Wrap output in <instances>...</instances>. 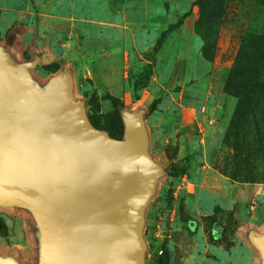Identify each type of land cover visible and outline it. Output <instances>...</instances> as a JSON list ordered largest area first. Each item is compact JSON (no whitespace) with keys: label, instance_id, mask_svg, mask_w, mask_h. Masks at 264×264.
<instances>
[{"label":"rangeland","instance_id":"374dc122","mask_svg":"<svg viewBox=\"0 0 264 264\" xmlns=\"http://www.w3.org/2000/svg\"><path fill=\"white\" fill-rule=\"evenodd\" d=\"M192 2L188 11L169 26L170 31L183 23L189 26L193 33L192 58L202 55L206 42L203 34L209 33L208 38L215 42L208 76L196 86L202 88L208 80L206 86L217 96L221 93L219 104L227 103L231 95L226 90V80L236 59L241 63L240 81L253 83L249 98L259 103L255 115L258 125L250 121L245 128L238 126L236 140V134L228 130L229 120L225 121L226 131L218 135L216 159V168L231 176L235 173L233 182L246 185L249 192L238 209L219 208L207 214L196 209L195 197L185 187L193 188L189 182L196 180L198 169L195 171L185 160L161 161L166 173L158 179L144 214V264H158L160 256L163 264H264V256L254 241L255 236L264 235V221L259 230L255 227L258 218L264 216V0ZM143 21L142 12L123 8L122 0H0V47L13 65L17 64L13 61L32 63L30 73L40 92L53 77L66 73L72 80L74 98L84 104L95 128L122 138V112L145 108L137 107L144 89L151 91L159 99L158 106L165 108L172 96L198 80H187L182 66L173 63L175 44L171 48L163 46L169 31L149 33ZM109 23L116 28L126 26L121 29L124 33L118 30L119 51L127 52V77L118 92L99 85L94 74L100 71V62L92 64L111 49L107 45ZM10 33L14 39L7 43ZM247 61H251L250 67L242 68ZM259 64L262 66L258 70ZM148 101L149 98L144 102L146 108ZM234 102L235 106V97ZM224 114L218 115L217 124H224ZM200 128L204 131L206 126ZM198 134L195 129L188 138L195 141ZM175 136L181 137L179 133ZM184 136L181 140H187ZM162 220L168 224L162 232L168 233L160 237ZM255 220V225L249 224ZM214 221L219 225L218 236L213 234ZM39 249L40 232L31 210L18 204H1L0 257L19 264H38Z\"/></svg>","mask_w":264,"mask_h":264},{"label":"water","instance_id":"95a60500","mask_svg":"<svg viewBox=\"0 0 264 264\" xmlns=\"http://www.w3.org/2000/svg\"><path fill=\"white\" fill-rule=\"evenodd\" d=\"M31 66L0 47V205L31 210L38 264H144L145 208L163 168L149 154L143 110L123 111V136L113 138L90 124L66 73L40 92ZM254 241L264 256V235Z\"/></svg>","mask_w":264,"mask_h":264},{"label":"crops","instance_id":"0c3cea01","mask_svg":"<svg viewBox=\"0 0 264 264\" xmlns=\"http://www.w3.org/2000/svg\"><path fill=\"white\" fill-rule=\"evenodd\" d=\"M192 1L122 0V5L127 10L132 8L141 11L144 18V29L149 33L157 34L167 30L170 23L175 22L188 11ZM109 26L111 30L107 45L111 49L105 55L93 60L92 64L100 62L98 63L100 64V71L94 74L99 79L98 82L100 81L99 85L105 86L109 91H117L127 77L124 62L127 52L120 53L119 51V48H121V34L124 33L121 29H125L126 26L125 24L117 25L119 28H116L113 23H109ZM192 34L189 26L183 23L179 29L169 31L167 39L163 42V46L165 45L164 47L167 48H171L175 44L173 63L175 62V64L182 66V72L188 76L187 80L193 78L198 80L194 79L195 83H193L192 87L183 89L176 96H172L165 108L157 105L156 110L147 116L146 119L144 118L148 151L152 159L161 165L162 168L166 167L161 161H169L170 159L177 161L188 158L190 166L195 168V171L198 169L196 180L189 182L193 185V188L190 190L185 186L187 191L191 192L195 197L196 209L199 210L200 208L207 214L215 211L216 207L222 210L238 209L241 201L248 195L249 191L245 188L246 185L243 186L230 181L216 168L218 156L217 140L220 133L226 131V122L228 123L236 104L234 106L233 96L228 98L227 103L219 104L218 99L221 93L217 96V93H214L210 86L207 87L208 80L202 88L196 86L200 79L208 76L211 63L201 56L196 58L190 56ZM122 46L125 47V45ZM183 85H185V82H183ZM142 93L145 98L141 97L138 100L137 107L145 106L146 108V103L144 102L149 98L148 106L155 98L148 89H144ZM173 97L176 99H173ZM222 112H225L223 115L224 124L219 121L220 124L218 123V125L215 120L218 115H222ZM200 125L206 126L204 131L200 128ZM195 129L200 134L197 135L198 137L195 136L197 137L195 141H192L193 138L190 140L188 135ZM177 133L181 137L185 135L187 140H181V137L175 136ZM165 148L169 154L164 150ZM253 207L250 206V209H253ZM262 217L264 218V216ZM262 217L258 218L257 222L255 220L249 224L253 226L256 222V230H259L258 228L261 227L264 221ZM167 226L166 220H162L161 232L164 231L162 230L163 228H168ZM157 227L159 226L157 225ZM167 233L168 230L162 232L160 237ZM156 236L158 237L159 235L156 234ZM14 262L17 263L19 261L15 260Z\"/></svg>","mask_w":264,"mask_h":264},{"label":"trees","instance_id":"16d2710c","mask_svg":"<svg viewBox=\"0 0 264 264\" xmlns=\"http://www.w3.org/2000/svg\"><path fill=\"white\" fill-rule=\"evenodd\" d=\"M199 0H194L192 2V5H195L196 3H198ZM202 18V16H201ZM200 18V20H201ZM207 18V17H206ZM180 20H178L179 22ZM210 27V26H209ZM14 28V27H13ZM172 28V26H169L167 28V30H165L164 32H168L170 31ZM209 34V33H208ZM208 34H203L202 37L204 38V41L205 42V45L203 46V52H202V55L201 57L206 59L207 61H211L212 60V55H213V52L215 50V42H211L210 41V38H208ZM14 39V34L13 33H10L8 34L6 40H7V43H11ZM251 61H247L245 62L243 65H242V68L243 67H250V65L248 63H250ZM13 63H17L18 62H15L13 61ZM240 65L241 63L238 61V59L235 60L234 64L232 65L231 67V71L229 73V75L227 76V80H226V90L228 92H230V95L235 97L236 98V106H235V109H234V112L232 113L230 119H229V123H228V130H231L233 131L235 134H236V140H238V133L240 132H236V128H238V126H241V127H246V123L252 121L254 124H255V127L256 125H258V119L256 118L257 116V106L259 103H255L253 101V97L252 99L249 98V91L251 90L252 86H253V83L252 82H245V81H240L241 80V70H240ZM262 64H259L258 66V70L261 68ZM259 90H262V89H259ZM258 90V92H259ZM264 99V97L262 98ZM262 103H264V100H261ZM159 103V99H154L149 105L147 108H141V110H143V115L144 117H147L149 116L153 111L156 110L157 108V105ZM255 103V104H254ZM263 105V104H261ZM263 110H264V107H263ZM252 117V118H251ZM90 120V119H88ZM90 124L95 127L91 121H89ZM261 122L264 123V117L263 119L261 120ZM246 124V125H245ZM233 128V129H232ZM235 130V131H234ZM259 140V139H258ZM185 161L189 164L190 161L188 158H185ZM166 169L163 168V176L164 174L166 173L165 171ZM220 173H222L224 176H226L230 181H234V177H237L235 176L236 174H232V176L227 173L226 171H220ZM162 176V177H163ZM155 195V192L153 194V196ZM153 196L151 197V199L153 198ZM151 199L149 200V202L151 201ZM219 210L218 207L215 208V211ZM212 217V216H210ZM213 234L214 233H218V228H219V225L216 223V221L213 222ZM216 233L215 236H218V234ZM145 259V257H144ZM164 263V260H163V256H160L159 257V260H158V264H163Z\"/></svg>","mask_w":264,"mask_h":264}]
</instances>
